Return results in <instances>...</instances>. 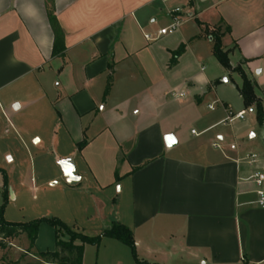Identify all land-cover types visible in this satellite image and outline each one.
<instances>
[{
	"label": "crops",
	"instance_id": "0c3cea01",
	"mask_svg": "<svg viewBox=\"0 0 264 264\" xmlns=\"http://www.w3.org/2000/svg\"><path fill=\"white\" fill-rule=\"evenodd\" d=\"M53 1L65 34L58 55L48 0H0L2 217H57L95 233L88 235L120 222L148 264H264V207L250 179L260 170L258 156L250 164L222 146L213 137L228 135L217 130L223 119L208 123L199 111L201 88L207 92L215 81L204 64L215 57L213 41L203 30L219 25L230 29L222 43L232 67L241 64L264 106V0L234 1L219 11L228 0ZM175 7L188 17L175 36L159 35ZM236 73L242 80L222 66L221 75ZM187 121L200 131L186 133ZM167 135L175 146L166 145ZM64 159L75 164L76 185L63 174ZM9 211L17 220L7 218ZM42 232L53 236L45 248ZM55 236L42 223L33 247L26 233L18 246L8 238L0 264H59L40 257L56 250ZM83 264L143 263L126 244L104 237L98 246L85 244Z\"/></svg>",
	"mask_w": 264,
	"mask_h": 264
},
{
	"label": "trees",
	"instance_id": "16d2710c",
	"mask_svg": "<svg viewBox=\"0 0 264 264\" xmlns=\"http://www.w3.org/2000/svg\"><path fill=\"white\" fill-rule=\"evenodd\" d=\"M48 18L54 33L53 54H63L65 51V34L57 19L53 0H48ZM203 31L206 36L212 38V53L219 63L225 69L238 72L241 75L243 82L242 85L238 87V90L243 98L244 106L245 108H255L258 122L263 124L264 106L262 100L256 94V84L246 75L241 66L232 67L229 53L223 47L222 38L226 32L230 31L229 27H226L224 30L221 25L212 28L204 27ZM184 49L185 45L183 44L181 48L175 52L174 56L176 57L181 54ZM110 87L111 81H109L107 85L105 96L108 94ZM85 144V141L79 143V150H81ZM5 204L6 202L0 208V234H3L5 237L12 238L26 233L30 241V247H33L38 236L39 227L42 223H47L55 229L56 250L41 252L40 257L43 259L52 260L59 264H83L85 244L98 246L104 237H110L129 246L137 263L148 264L146 261H140L138 259L133 231L125 224L113 222L101 233L88 235L82 230L69 226L57 217H42L29 222H9L2 217Z\"/></svg>",
	"mask_w": 264,
	"mask_h": 264
},
{
	"label": "rangeland",
	"instance_id": "374dc122",
	"mask_svg": "<svg viewBox=\"0 0 264 264\" xmlns=\"http://www.w3.org/2000/svg\"><path fill=\"white\" fill-rule=\"evenodd\" d=\"M234 1H239V0H228V2L225 3L222 2L223 4L218 5L216 7L217 11L221 10L225 5ZM246 1H250V0H246ZM254 7H256V5H254ZM177 33L178 31L174 32V34H171V36H175V34ZM226 51H228L230 57V50H226ZM204 64L206 66L207 73L209 74V76L214 78L215 81L212 84L206 86L208 89L207 92H205L203 89L205 86L200 90V94L202 95V97H204V103L199 108L200 114L202 116L207 117L208 123L223 119L222 120L223 123L217 128V130H222L226 134H228L225 135V138L223 140L216 138V136L213 138L217 142H219L222 146L227 145L228 147L233 149L235 153H238L240 155V157L245 158L250 153L256 154L258 156L257 157L258 163L255 164L254 167H257L258 169L262 170L263 167L262 164L264 161V129H262V127L259 126L250 108H246V109L244 108V104L236 88V85H241L242 80L240 76L237 73L232 74L231 76L228 74L224 76L221 75L222 66L219 64L216 57H210V59L205 61ZM237 66H241V64L239 63ZM225 79H227V81ZM217 100H219V102ZM213 103L215 105V111L208 110L207 104H213ZM224 104L229 105L234 113L240 110H246L245 117L242 119H236L233 122L225 121L227 116V109L223 106ZM183 128L184 131L188 134H190L192 128H194L197 131H200V125L194 121H190V122L187 121L186 124H184ZM217 130H214L211 133H216ZM3 142H4L3 140L2 141L0 140V147L1 146L4 147V144H2ZM237 145L240 146L239 149H237ZM61 183L62 180L60 179V184ZM16 214L17 213L9 211L7 213V218H12V220H17L14 219V218H18ZM30 218H31L30 215H27L22 220L27 221L30 220ZM88 234H95V233L89 232ZM52 239H53L52 234L49 235L48 232H42L43 243H41L42 244L41 246L45 248V246H47V243L49 242L51 243ZM8 240L9 239L7 237H5L3 234H0V245H2V243L6 245ZM20 240H21L20 237L15 236L12 237L11 242H13L15 246H18L20 244ZM15 249L18 251L17 248Z\"/></svg>",
	"mask_w": 264,
	"mask_h": 264
},
{
	"label": "built area",
	"instance_id": "2783aa9c",
	"mask_svg": "<svg viewBox=\"0 0 264 264\" xmlns=\"http://www.w3.org/2000/svg\"><path fill=\"white\" fill-rule=\"evenodd\" d=\"M164 2H170L172 0H163ZM227 0H220V2H224ZM168 15L171 18V23L162 29L159 30V35H164L167 33H173L179 29V27L182 25V23L186 20L188 17V14L186 11L183 10L181 7H175L173 9L168 10ZM147 39L155 40L158 37H152L151 35H146ZM175 97H180L186 95L184 92L175 91L172 93ZM216 104V103H215ZM210 109H215L214 103L209 105ZM246 112L244 110L238 111L234 113L231 110V107H227V116L225 121L233 122L236 119H242L245 117ZM192 133L196 134V131L193 130ZM214 147L220 148V144L217 142L213 143ZM256 154H248L246 159L247 161L252 164L256 161ZM250 179L252 180V183L255 186V192L257 195V204L260 207H264V170H257L255 171Z\"/></svg>",
	"mask_w": 264,
	"mask_h": 264
},
{
	"label": "water",
	"instance_id": "95a60500",
	"mask_svg": "<svg viewBox=\"0 0 264 264\" xmlns=\"http://www.w3.org/2000/svg\"><path fill=\"white\" fill-rule=\"evenodd\" d=\"M225 80L227 81V79ZM165 142L168 147H173L177 144V141L173 135H167L165 137ZM59 164L64 176L67 178V182L71 185H76L79 182L80 178L77 175L75 164L69 159H64Z\"/></svg>",
	"mask_w": 264,
	"mask_h": 264
}]
</instances>
